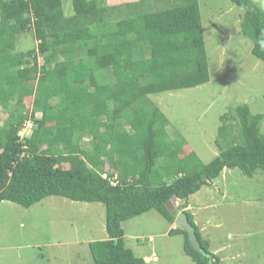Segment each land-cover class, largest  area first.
Listing matches in <instances>:
<instances>
[{
	"label": "trees",
	"instance_id": "obj_1",
	"mask_svg": "<svg viewBox=\"0 0 264 264\" xmlns=\"http://www.w3.org/2000/svg\"><path fill=\"white\" fill-rule=\"evenodd\" d=\"M231 2L264 61V11L254 0ZM65 3L0 0V202L30 209L59 196L103 204L108 239L89 243L94 264H146L126 246L122 225L155 210L173 226L169 206L178 198L204 253L181 228L170 235L184 237L194 264H222L187 208L225 172L264 174L263 115L248 104L224 115L219 155L206 163L169 132L151 98L210 82L199 0H72L70 11ZM24 34L37 45L17 50Z\"/></svg>",
	"mask_w": 264,
	"mask_h": 264
},
{
	"label": "rangeland",
	"instance_id": "obj_2",
	"mask_svg": "<svg viewBox=\"0 0 264 264\" xmlns=\"http://www.w3.org/2000/svg\"><path fill=\"white\" fill-rule=\"evenodd\" d=\"M65 1L70 11L72 0ZM127 1L108 0L112 5ZM254 1L264 11V0ZM199 2L210 82L151 98L171 122L169 132L185 139L209 163L219 155L215 141L221 118L234 114L237 107L248 104L254 114L263 115L264 134V61L253 55V42L241 31V8L231 0ZM36 45L30 34H24L17 50ZM31 127V122L26 123L19 134H30ZM215 181L216 190L210 184L204 186L194 199L196 204L199 200L217 203L211 213L206 212V218L213 217L220 225L218 233H213L216 246H222L228 234L233 236L227 251L220 252L223 263L264 264V174L252 179L234 169ZM221 193L226 194L223 200ZM122 226L126 246L140 258H151L146 264H194L184 253V237L163 236L170 224L157 211ZM102 239H108L103 204L78 203L59 196L47 197L30 209L0 202V264H94L89 243ZM28 244L31 247L27 248Z\"/></svg>",
	"mask_w": 264,
	"mask_h": 264
},
{
	"label": "crops",
	"instance_id": "obj_3",
	"mask_svg": "<svg viewBox=\"0 0 264 264\" xmlns=\"http://www.w3.org/2000/svg\"><path fill=\"white\" fill-rule=\"evenodd\" d=\"M223 177H224V174H223ZM209 187L211 189L214 188V190H216L218 188V183L215 182L212 185H210ZM195 195H193L190 198V201H189L190 203H189L187 209L192 212V214L194 216V220H195L194 223H195V225H197L199 227L203 238L209 242L210 250L214 254L219 255L221 257L220 252L222 250H223V253L225 251H227V248H229V245H227V244L230 243L231 238H233V236L231 234H228L226 236L227 240L222 243V246H220V247L216 246L215 242L217 240L214 241L215 235H213V233H214V231L217 232V229H219L220 225L218 223H215V221H214L215 219L212 216H211L212 218H209V216L206 218V212L211 213V211L217 206V203L212 202V201L202 202V200H199V202H197V204H196V200L194 199ZM221 196H222V200L226 198V194H224V193H221ZM178 200L179 199L175 200V204L173 202V204L175 205V208H179L180 206H182V202L180 200L179 201ZM171 229H172V226L170 225V227L164 231L163 236L173 238L174 236H171L169 233L171 231ZM179 236L183 238L182 235H179ZM102 240H105V239H102ZM218 244H220V242ZM26 247L29 248V247H31V245L28 244ZM6 249H7V247H6ZM6 249L4 248V250H6ZM9 249H11V247ZM10 258H12V257H9L8 259H10ZM143 259L145 260V262L147 261L146 263H148L151 258L148 256H144ZM221 259H222V264H224L223 258H221Z\"/></svg>",
	"mask_w": 264,
	"mask_h": 264
},
{
	"label": "water",
	"instance_id": "obj_4",
	"mask_svg": "<svg viewBox=\"0 0 264 264\" xmlns=\"http://www.w3.org/2000/svg\"><path fill=\"white\" fill-rule=\"evenodd\" d=\"M176 199L178 198H175L174 201ZM172 214L175 217L174 218L175 224L188 234L189 243L193 248V250H195L198 253H204L201 242L199 241L196 232V227L188 221L189 218L187 214L185 212H179L177 209H175ZM211 260H213V257H211Z\"/></svg>",
	"mask_w": 264,
	"mask_h": 264
},
{
	"label": "clouds",
	"instance_id": "obj_5",
	"mask_svg": "<svg viewBox=\"0 0 264 264\" xmlns=\"http://www.w3.org/2000/svg\"><path fill=\"white\" fill-rule=\"evenodd\" d=\"M259 43H260V45H261L262 47H264V38L260 39ZM20 136H21V135H20ZM23 136H25V134L22 135L21 137H23ZM175 209H177V208H175ZM177 228H178V226H177L176 224H174V225L172 226V229H177Z\"/></svg>",
	"mask_w": 264,
	"mask_h": 264
},
{
	"label": "built area",
	"instance_id": "obj_6",
	"mask_svg": "<svg viewBox=\"0 0 264 264\" xmlns=\"http://www.w3.org/2000/svg\"><path fill=\"white\" fill-rule=\"evenodd\" d=\"M149 241H150V242H152V241H153V239H152V238H150V239H149Z\"/></svg>",
	"mask_w": 264,
	"mask_h": 264
}]
</instances>
